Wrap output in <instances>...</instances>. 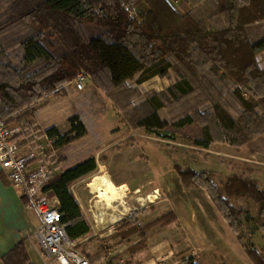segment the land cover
<instances>
[{
  "label": "trees",
  "instance_id": "16d2710c",
  "mask_svg": "<svg viewBox=\"0 0 264 264\" xmlns=\"http://www.w3.org/2000/svg\"><path fill=\"white\" fill-rule=\"evenodd\" d=\"M182 1L190 7L186 15H178L168 0H146L147 13L132 19L124 0H0V119L7 125L22 111L29 117L30 105L84 72L128 127L155 138L172 139L161 132L192 125L191 116L201 125V137L192 142L199 149L213 143L241 147L264 136V70L256 64L264 51V0ZM184 68L189 76L181 72ZM172 70L177 81L164 95L155 96L153 104L132 103L126 83L140 85ZM167 99L179 113L170 123L158 113ZM68 124L66 134L56 128L44 132L53 149L86 135L79 117ZM96 169L95 158H89L50 179L45 188L57 200L61 225L73 242L86 237L89 226L70 188ZM176 171L185 189L207 193L240 242L239 217L246 212L232 206L231 199L258 205L253 220L264 232V189L255 181L235 175L220 190L205 173L178 166ZM245 251L253 264H264L254 249ZM0 262L31 264L23 243Z\"/></svg>",
  "mask_w": 264,
  "mask_h": 264
},
{
  "label": "rangeland",
  "instance_id": "374dc122",
  "mask_svg": "<svg viewBox=\"0 0 264 264\" xmlns=\"http://www.w3.org/2000/svg\"><path fill=\"white\" fill-rule=\"evenodd\" d=\"M124 4V9L127 7L131 12L135 11L137 14L135 15L136 18H133L130 17L129 12L125 10L128 17L139 19L140 14L137 12L136 6H134L131 0H124ZM173 62L177 65L179 64L175 60H173ZM181 72L186 76H189L186 68L182 69ZM83 74L87 77L86 86H88H85L82 92L76 91L72 80L65 84L61 88V91L46 96L57 98L72 93L79 94L83 98H89V101L91 102L90 108L86 107L82 109L81 113L85 125L90 131L87 139H95V137L101 135V132L108 131L111 135L110 141H108L110 143H107L106 141L105 145L109 146L110 144H114L113 148H108V150H105V153L99 155L98 158L95 159L97 165L95 173L77 181L72 188L78 204L85 214L90 236L95 238L110 237L113 235L114 227L121 223V221L116 224L108 223L104 225L103 228L96 229L97 227L94 216L97 212L96 208H94L96 204L95 201L97 198L108 196L105 195L106 193L116 190V188L110 183L111 181L107 174L104 173L105 171L112 176V179L116 184L124 183L127 185H120L127 192L126 197L124 198L126 204L133 203L131 205H134L136 199L140 198L139 194L134 193L135 187H138L139 191H142L143 193L152 189H158L163 193L169 189L172 193V199L181 204V202L184 203L185 200L188 201L191 198L192 193L185 191L182 187L180 177L176 171V166L183 170L194 171L197 174L205 173L211 183L218 189L222 190L224 183L232 176V174H239H236L237 176H240V174L245 175V173H243V171H245L244 168L247 170L250 168L241 165L243 162L235 160L231 156H244L248 158L253 155L252 153H259L255 155L254 158L259 161L264 160V136L254 140L251 144L249 143L241 146V149H237L236 147L227 144L213 143L208 150L211 153H208L202 149L193 147V140L201 137V125L196 121L194 116H191L193 117L194 122L190 126L179 130L168 126L161 132V134L172 136V139L155 138L153 135L147 134L144 129H132L126 125L122 113L113 106L108 96L101 89L92 84L91 78L87 73L83 72ZM176 81L177 76L172 70L167 77H158L140 85H136L134 81H130L126 83V87L132 90L130 93L132 95L133 104L137 105L145 100H149L153 104L154 101H152V99L155 100V96H160V94L164 95L166 90ZM188 99L191 101L190 98ZM36 102L33 103L35 107H37ZM163 102L165 107L161 108L158 113L162 120L170 123L179 113L177 112L175 105L169 103V99ZM40 103L42 104V102ZM93 111H96V113ZM24 112L25 111H22L17 114V118L13 121L17 129V132L14 135H18L16 142L19 145L20 152H32L35 155L36 160L45 164L52 172L54 168L56 169V164L64 161V159L67 164H72L82 157L94 153L93 146H89V143H93L88 141L85 142L86 139L81 141L82 145H80V143L75 144L74 142H76V140L68 144L69 146L62 151V153L54 152L53 148L51 149V144L42 137L40 132L33 128L30 116L25 117ZM97 118L98 122L96 120ZM101 128L102 130H100ZM60 130L65 133V131L68 130V127H62ZM214 153H221L230 156H218ZM99 166L104 167L100 168ZM99 171L101 172L98 173ZM257 173V185L264 189V168ZM152 201H154V199H152ZM229 203L246 212L239 217L241 225L238 228V231L242 240V248L244 250L246 248L254 249L264 259V232L258 229V227L260 228L261 223H255L253 220L254 218L258 219L257 208H259V206L253 201H248L244 198L231 199ZM193 208L198 207L194 204ZM139 209L141 208H130V211L123 216V218L128 217L133 211ZM195 211L198 219L197 225L199 229H202L201 227H204L207 222L201 219L202 216L198 209ZM135 227L136 226H134V230L137 232ZM163 227L164 226L157 222L154 224L152 223L147 227L148 229L146 232L150 234L153 229L158 228L159 231L156 234L158 236L160 234V229ZM169 237L175 248H181V246L174 244L176 243L175 236L171 235ZM151 239L152 241L155 240L154 234L151 236ZM82 246L85 247L87 245L86 243H82L78 246V249L83 252ZM111 247V245L102 246V251L99 253L101 256V263L113 264L117 262L124 264L126 261L121 260L119 256L117 257ZM147 255L148 254H146L145 257ZM215 264L221 263L219 261L215 262Z\"/></svg>",
  "mask_w": 264,
  "mask_h": 264
},
{
  "label": "crops",
  "instance_id": "0c3cea01",
  "mask_svg": "<svg viewBox=\"0 0 264 264\" xmlns=\"http://www.w3.org/2000/svg\"><path fill=\"white\" fill-rule=\"evenodd\" d=\"M131 2L136 6L137 12H139L140 15L147 13L148 6L146 5V0H131ZM168 4L180 16L186 15L190 11V7L182 0H168ZM256 64L260 70H264V51L257 56ZM155 78L158 77H154L148 81ZM89 100V98H83L79 94L72 93L57 98L43 97L36 102L37 107H35L34 104L29 107L33 128L40 132L42 137L47 140L44 132L51 128H56L61 132L60 129L62 127H68L65 133L61 132L62 134L68 133L70 130L68 120L73 116L79 117L81 122L85 125L81 113L82 109L86 107L90 108L91 102ZM40 102H42V104ZM93 112L96 113V111ZM96 120L98 122V118ZM7 127L10 130H17L14 122L7 124ZM100 130H102V128ZM86 132L83 138L78 139L74 143H80V145H82L81 141L86 139L85 142L88 141L93 143H89V146H93L94 153L82 157L72 164H67L64 159L65 162L62 161L56 164V169L54 168L53 172L48 168L51 173L50 179L89 158L93 157L97 159L99 155L105 153V150L114 147V144H110L109 146L105 145L106 141L110 143L108 142L110 141V132H101L99 137H95V139L89 138V140L87 136L90 131L87 127ZM47 142L50 143L49 140H47ZM68 146L69 145L61 149H53V151L62 153ZM236 148L241 149V147ZM202 150L211 153L208 151L209 149ZM214 154L224 157L230 156L221 153ZM252 154L253 155L248 158L244 156L231 157L243 162L241 165L248 168L250 167L248 170L244 168L245 171H243V173H245V175L240 174V177L252 179L257 183V172L264 168V160L259 161L254 158V156L259 153ZM99 167L103 168L104 166ZM100 172L101 171L98 173ZM104 173L107 174L111 181L110 183L116 188V190L106 193L105 195L109 196L119 190L123 193L125 198L127 192L120 185L126 184H116L107 171ZM236 174L234 173L232 176ZM76 183L71 186L70 190L78 203L75 193L72 191ZM134 189V193L139 194L140 198L150 197L153 194L158 197H155L154 201L143 200L142 202L140 201L141 203L139 202L140 198H137L134 205H131L133 203H127L130 208L141 209L133 211L132 214L126 218H122L121 223L114 227L112 236L95 238L88 234L86 237H82L76 241L78 246L82 243H86L87 246H82V250L91 264H102L99 253H101L103 245H111L114 254L117 255V257L119 256L121 260L126 261L124 264H156L163 258L167 261H181L191 255H194L197 264H215V262L219 261L221 264H253L247 256L246 251L242 248L238 237L232 232L229 225L215 208L204 190L184 188L185 191L191 192L192 196L188 201L185 200L184 203L181 202L180 204V202L172 199V193L169 189L163 193L158 189H152L144 193L139 191L138 187ZM24 204V198L19 191L13 189L8 184L6 175L0 168V258L7 255L18 243H23L28 260L31 264H58L54 259L45 257L41 252L39 244L33 237L38 227V222L32 212L25 210ZM194 204L198 208H193ZM196 209H198L201 214V219L207 222L204 227H201L202 229H199L197 225L198 219L195 211ZM80 210L86 220L84 212L81 208ZM156 222L164 227L160 229V234L158 236L156 235L159 231L158 228L151 231L155 239L152 241L151 236L153 234L151 232L149 234L146 230L150 224ZM134 226H136L137 232L134 230ZM96 229H99V227ZM171 235L176 238V243L174 244L181 246V248L178 249L172 245L169 237ZM146 254L148 255L145 257ZM0 264L3 263L0 262Z\"/></svg>",
  "mask_w": 264,
  "mask_h": 264
},
{
  "label": "built area",
  "instance_id": "2783aa9c",
  "mask_svg": "<svg viewBox=\"0 0 264 264\" xmlns=\"http://www.w3.org/2000/svg\"><path fill=\"white\" fill-rule=\"evenodd\" d=\"M130 17L136 18V12L125 7ZM87 77L80 73L74 79V88L82 91ZM17 130H10L0 119V168L5 173L8 184L19 191L25 200L24 208L34 214L38 227L33 237L41 252L58 264H91L86 255L78 249V243L71 241L61 225L62 215L58 202L50 198L45 191L51 173L48 167L36 160L32 152H20L19 145L12 138ZM197 264L194 255L181 261H167L165 258L156 264H181L182 261ZM120 264V263H113Z\"/></svg>",
  "mask_w": 264,
  "mask_h": 264
},
{
  "label": "bare ground",
  "instance_id": "6f19581e",
  "mask_svg": "<svg viewBox=\"0 0 264 264\" xmlns=\"http://www.w3.org/2000/svg\"><path fill=\"white\" fill-rule=\"evenodd\" d=\"M155 197L156 195L153 194L150 197L140 198L139 202H142L143 200L152 201ZM95 203L94 208H96L97 212L95 220L96 225L99 228H103L107 223L114 224L121 221L123 216L130 211V207L124 203L123 193L119 190L109 196L97 198Z\"/></svg>",
  "mask_w": 264,
  "mask_h": 264
}]
</instances>
